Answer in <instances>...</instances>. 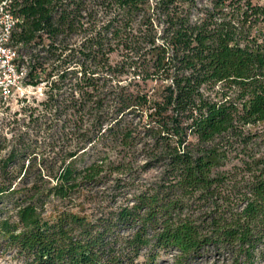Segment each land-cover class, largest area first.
I'll return each mask as SVG.
<instances>
[{
  "label": "trees",
  "instance_id": "1",
  "mask_svg": "<svg viewBox=\"0 0 264 264\" xmlns=\"http://www.w3.org/2000/svg\"><path fill=\"white\" fill-rule=\"evenodd\" d=\"M0 9L18 20L9 46L25 83L45 97L0 126V253L20 264H138L143 249L150 264L169 252L172 264H193L211 251L227 264L264 262V0H0ZM62 117L74 149L57 167L35 165L25 139ZM137 145L179 194L89 209L85 188L108 166L119 172ZM80 155L90 158L83 168ZM186 195L211 199L205 219L181 214Z\"/></svg>",
  "mask_w": 264,
  "mask_h": 264
},
{
  "label": "rangeland",
  "instance_id": "2",
  "mask_svg": "<svg viewBox=\"0 0 264 264\" xmlns=\"http://www.w3.org/2000/svg\"><path fill=\"white\" fill-rule=\"evenodd\" d=\"M5 11L0 9V27L2 21V13ZM12 47V46H11ZM12 51H16V57L19 54V50L12 47ZM16 68L22 75V84L19 89L16 90L14 96L7 101L0 99V126L4 122L11 121L14 119V113L19 111L22 106L25 105H37L39 102L45 99L43 86L32 87L25 83L26 77V66L22 65L19 61H15ZM3 64L0 63V72L8 75ZM3 75V74H2ZM21 118V117H19ZM66 117H62L61 121L53 123L52 120H41L40 129L34 128L35 131L29 132V137L25 139V144L28 142L30 145L29 154L35 153L38 155L36 163L43 162L47 168L50 166H59L62 157L74 149L75 137L69 133L68 125H66ZM53 126V127H52ZM66 126V127H64ZM2 127V126H1ZM11 128V127H9ZM261 129V127H260ZM8 129H4L1 134L9 139L10 135L7 134ZM3 145V139L0 137V148ZM260 150H264V146L260 147ZM4 152L0 153L3 155ZM113 162L117 166L119 158L116 155H111ZM123 156V154H122ZM127 163L123 166L119 172L114 171V167L108 166L104 171V178L97 187L85 188L87 194L85 197H81V200H85V203L89 205V209L97 210L96 212H102L119 206H131L135 200L140 196L152 194L155 191L160 190L163 197L175 198L179 193L170 192L167 188V183L162 181L163 168L160 165H155L150 168H146L148 159L143 152L141 145L135 146L130 155L127 156ZM129 161V162H128ZM25 164L27 161L24 159ZM90 158L88 156L80 155L76 166L83 168L89 164ZM36 168V167H35ZM34 180V175L30 177V181ZM78 196L76 195L75 198ZM211 199L209 201H199L196 196H182L178 208L182 215H192L198 220L205 219L206 213L211 206ZM233 207V205L231 206ZM149 254L148 249H143L140 252L138 264H150L146 261V256ZM174 252L161 254V257L155 264H172V256ZM229 261L226 260L225 256L209 252L205 254L201 259L196 260L193 264H227ZM0 264H20L15 258L14 254L0 253ZM255 264H264L263 261L258 260Z\"/></svg>",
  "mask_w": 264,
  "mask_h": 264
},
{
  "label": "built area",
  "instance_id": "3",
  "mask_svg": "<svg viewBox=\"0 0 264 264\" xmlns=\"http://www.w3.org/2000/svg\"><path fill=\"white\" fill-rule=\"evenodd\" d=\"M2 10V9H1ZM18 20L8 12L2 13L0 27V63L6 69L8 75L0 72V99L7 101L12 98L22 84L23 73L16 68V51L9 46L11 33ZM3 74V75H2Z\"/></svg>",
  "mask_w": 264,
  "mask_h": 264
}]
</instances>
